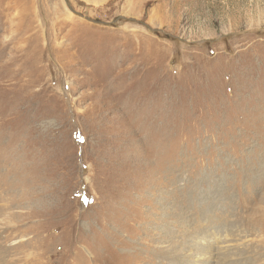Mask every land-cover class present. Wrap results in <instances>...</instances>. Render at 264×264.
I'll return each instance as SVG.
<instances>
[{
	"label": "rangeland",
	"instance_id": "374dc122",
	"mask_svg": "<svg viewBox=\"0 0 264 264\" xmlns=\"http://www.w3.org/2000/svg\"><path fill=\"white\" fill-rule=\"evenodd\" d=\"M0 264H264V0H0Z\"/></svg>",
	"mask_w": 264,
	"mask_h": 264
}]
</instances>
